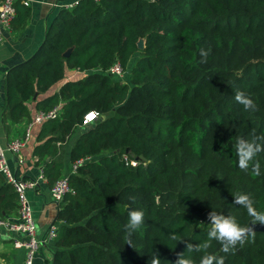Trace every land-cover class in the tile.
<instances>
[{"label":"trees","instance_id":"obj_1","mask_svg":"<svg viewBox=\"0 0 264 264\" xmlns=\"http://www.w3.org/2000/svg\"><path fill=\"white\" fill-rule=\"evenodd\" d=\"M29 10L17 6L14 28ZM135 55L128 82L96 71L115 59L126 69ZM65 67L85 74L37 102L60 113L41 125L33 155L51 186L64 166L57 143L80 127L69 161L93 159L69 176L74 193L58 205L56 249L46 264H148L154 251L174 264L186 242L207 241L212 210L241 227L251 223L232 204L235 194H248L264 212V151L254 158L256 175L238 167L235 148L237 137H264V0H80L60 9L37 51L8 70L4 119L27 115L26 102L59 82ZM237 90L258 110L245 111ZM90 110L100 117L79 126ZM16 208L17 193L0 174V217ZM131 210L143 211L144 223L129 236ZM210 244L185 256L194 264L206 254L225 264H264L263 232L229 253Z\"/></svg>","mask_w":264,"mask_h":264},{"label":"crops","instance_id":"obj_2","mask_svg":"<svg viewBox=\"0 0 264 264\" xmlns=\"http://www.w3.org/2000/svg\"><path fill=\"white\" fill-rule=\"evenodd\" d=\"M59 4V0H32L31 5L28 7L30 9L29 16L25 24L21 28H14L11 25V28L4 32L3 44L0 48V141L3 143L19 137L24 133L28 121L40 111L37 108V102L39 100L56 93L65 82L77 79L85 74L76 69L65 67L63 78L59 82L44 93H36L31 100L26 102L28 108L27 115L17 121L4 119V85L7 72L13 66L29 59L41 46L47 30L60 10ZM42 124L34 125L30 139L22 148L19 155H8L10 166L17 177L37 178L43 170V160L33 155V148L42 142L37 141ZM80 130L81 128L77 127L65 142L62 144L57 143L59 153L60 149L64 153V166L61 175L66 174L69 170L71 164L69 161L70 148L80 133ZM27 194L37 227V235L38 237H42L50 224L58 223L55 219L58 204L51 199L50 186L47 185L45 177L44 179H40L38 186L34 190L28 191ZM16 213L17 208L9 211L6 217H15ZM13 236L14 234L12 235L4 229H0V264H23L24 250L22 248H14L12 243ZM18 237L20 239L25 238L23 235H18ZM55 249L54 239L45 244H41L35 254L33 264H46L47 260H51Z\"/></svg>","mask_w":264,"mask_h":264},{"label":"built area","instance_id":"obj_3","mask_svg":"<svg viewBox=\"0 0 264 264\" xmlns=\"http://www.w3.org/2000/svg\"><path fill=\"white\" fill-rule=\"evenodd\" d=\"M80 0H67L59 4V9L71 10L78 5ZM94 3H99L100 0H92ZM32 0H1L0 1V48L3 44L4 32L11 28L13 20L17 14V6L29 7ZM96 71L113 76L123 77L125 69L118 59L106 69L97 68ZM60 113V107L55 106L49 110H40L34 117L28 121L24 133L6 143L0 141V174H2L7 183L11 184L17 193V213L15 217H0V229H4L12 237L14 248L24 250L23 264H33L35 254L41 244H45L57 235L59 228L58 223L49 225L47 231L42 237L37 235V227L32 213V208L28 199V191L34 190L38 186L40 179H44L43 172L37 178H21L17 177L13 172L8 161V155H19L22 148L26 145L31 136V131L36 124H41L46 120L56 117ZM100 117V113L96 110L86 112L82 118L79 126H87L95 122ZM93 157L91 155L80 157L71 162L69 170L66 174L58 177L50 186V196L52 201L59 203L63 200L64 196L68 193H74V189L69 184V176L77 172L78 167L84 164ZM125 162L132 166H136V160H129L126 154H123ZM18 235L25 236L20 239Z\"/></svg>","mask_w":264,"mask_h":264},{"label":"clouds","instance_id":"obj_4","mask_svg":"<svg viewBox=\"0 0 264 264\" xmlns=\"http://www.w3.org/2000/svg\"><path fill=\"white\" fill-rule=\"evenodd\" d=\"M200 55L204 58L201 63L206 62L208 56L207 51L201 49ZM235 100L241 104L245 111H256L257 105L245 92L237 90L235 92ZM264 141V137H256L253 133V139L247 140L242 137L236 138L235 148L238 155V167L247 172L251 166V170L254 174H260V164L258 161L253 163L254 158L262 151H264V143L258 142ZM232 204L235 206L243 207L247 210V213L252 217L251 226L257 224L264 225V212H258L254 207V202L248 194L237 193L232 199ZM207 219L209 221V231L207 233V241L202 244L185 243L186 252L199 253L201 250L208 249L210 242L215 240L222 246L224 253L232 251L237 244L243 245L245 238L248 234L253 232V227H241L236 218L233 216H225L218 214L212 210L208 213ZM144 223L143 211L131 210L128 213V222L125 225V229L128 235L131 236L142 224ZM197 226H203V222L196 224ZM171 239L175 240L176 236L173 235ZM184 242V241H180ZM185 251L177 254V259L174 264H194L191 258L185 256ZM225 264L224 258H217L212 254L203 255L200 264ZM148 264H162L159 259L158 252H152L151 259Z\"/></svg>","mask_w":264,"mask_h":264},{"label":"rangeland","instance_id":"obj_5","mask_svg":"<svg viewBox=\"0 0 264 264\" xmlns=\"http://www.w3.org/2000/svg\"><path fill=\"white\" fill-rule=\"evenodd\" d=\"M137 59V55L133 56L129 63H128V66L127 68L125 69V73L123 75L122 78L118 77V76H113V79L115 80H119V81H122V82H128L129 81V76H130V69L131 67L134 65L135 61ZM60 154L62 155V158L64 157V153H63V150L60 149ZM28 196V195H27ZM30 202V201H29ZM264 233V232H263Z\"/></svg>","mask_w":264,"mask_h":264},{"label":"water","instance_id":"obj_6","mask_svg":"<svg viewBox=\"0 0 264 264\" xmlns=\"http://www.w3.org/2000/svg\"><path fill=\"white\" fill-rule=\"evenodd\" d=\"M137 48L139 50H142L144 48V45H143V40H139L138 43H137ZM68 52L64 54V57H67L68 56ZM36 95V94H35ZM128 151V149H127ZM247 227H253V232H264V225H255V226H251V223L247 226ZM252 232V233H253Z\"/></svg>","mask_w":264,"mask_h":264}]
</instances>
